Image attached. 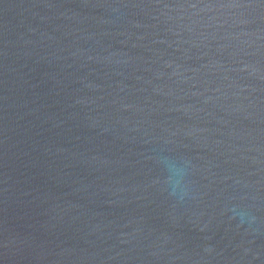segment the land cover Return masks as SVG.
Wrapping results in <instances>:
<instances>
[{
	"label": "water",
	"instance_id": "1",
	"mask_svg": "<svg viewBox=\"0 0 264 264\" xmlns=\"http://www.w3.org/2000/svg\"><path fill=\"white\" fill-rule=\"evenodd\" d=\"M0 264H264V0H0Z\"/></svg>",
	"mask_w": 264,
	"mask_h": 264
},
{
	"label": "clouds",
	"instance_id": "2",
	"mask_svg": "<svg viewBox=\"0 0 264 264\" xmlns=\"http://www.w3.org/2000/svg\"><path fill=\"white\" fill-rule=\"evenodd\" d=\"M176 176H182V170H180L179 172H177L176 174H173V177H170V182H172L173 183V185H174V188H173V192H172V195H176V188L177 187H179V185H180V180H178V179H174V177H176Z\"/></svg>",
	"mask_w": 264,
	"mask_h": 264
}]
</instances>
